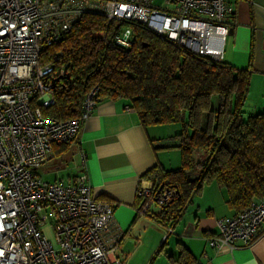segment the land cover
Instances as JSON below:
<instances>
[{"label": "built area", "instance_id": "obj_1", "mask_svg": "<svg viewBox=\"0 0 264 264\" xmlns=\"http://www.w3.org/2000/svg\"><path fill=\"white\" fill-rule=\"evenodd\" d=\"M0 0V264H123L111 257L119 234L114 233V205L91 194L86 156L67 182L48 181L39 170L56 145L72 146L81 124L98 102L94 86L80 113L69 119L47 116L54 103L55 81L65 73L57 66L62 52L40 61L45 46L57 43L85 13L108 21H138L150 30L201 56L223 58L234 12L229 0ZM104 38V31L93 33ZM133 41L129 27L107 42L126 51ZM176 190L151 182L140 185L138 212L159 211ZM264 222V198L229 218L217 220L219 232L208 238L217 250L249 246ZM49 227L51 238L45 233ZM173 228L166 225V232Z\"/></svg>", "mask_w": 264, "mask_h": 264}, {"label": "trees", "instance_id": "obj_2", "mask_svg": "<svg viewBox=\"0 0 264 264\" xmlns=\"http://www.w3.org/2000/svg\"><path fill=\"white\" fill-rule=\"evenodd\" d=\"M124 26L130 28L133 41L120 51L107 42ZM99 30L104 38L93 35ZM59 51L56 65L65 66V73L55 81V101L43 108L45 115L77 116L85 95L97 86L98 100H128L143 127L185 124L186 129L170 138L171 144L155 145L156 149L178 147L179 168L155 165L142 174L157 187L166 184L176 190L156 214L157 221L174 229L193 198L212 181L222 186L226 202L237 212L264 198V110H244L251 68L196 54L141 22L108 21L95 13L83 14L57 43L43 47L40 61L51 60ZM140 203L137 196V206ZM172 261L192 264L182 244Z\"/></svg>", "mask_w": 264, "mask_h": 264}, {"label": "crops", "instance_id": "obj_3", "mask_svg": "<svg viewBox=\"0 0 264 264\" xmlns=\"http://www.w3.org/2000/svg\"><path fill=\"white\" fill-rule=\"evenodd\" d=\"M234 15L229 19L230 33L223 46V60L237 68H251L264 73V0H229ZM251 64V65H250ZM126 99L99 98L92 114L83 121L73 146L53 149V156L39 170L48 181L67 182L80 170V152L86 156L91 194L114 205L117 246L110 255H119L123 264H173L179 244L188 251L192 264H264V222L258 237L249 246L217 250L208 238L219 232L217 220L234 216L237 211L225 200L222 186L206 184L195 196L172 232L156 220L159 212L152 204L149 213H138L137 189L151 184L142 178L149 168L160 165L178 169L159 153L158 135L143 127ZM264 110V107L257 112ZM63 161V162H62ZM73 161L74 172L57 177L60 169ZM50 174L45 178L42 173ZM52 176V177H51ZM172 239V240H171Z\"/></svg>", "mask_w": 264, "mask_h": 264}, {"label": "rangeland", "instance_id": "obj_4", "mask_svg": "<svg viewBox=\"0 0 264 264\" xmlns=\"http://www.w3.org/2000/svg\"><path fill=\"white\" fill-rule=\"evenodd\" d=\"M156 5H160L161 7H166V3L164 0H154ZM264 107V73L252 70V74L250 77V85L249 90L247 92L246 100L244 103V110H254L261 109ZM185 128V124L182 121L169 122V123H161L155 124L154 128L149 129L151 133L157 134L158 143H170L171 137H175L178 133H180ZM162 145V144H161ZM73 146V145H72ZM159 153L164 159H168L171 161V165H179L181 162L180 150L176 146H170L167 148H159ZM194 157L196 159L199 158V153H195ZM63 162V161H62ZM74 163L70 161L68 164L65 162V168L60 169L56 176L57 177H67L69 174L74 172ZM41 175V173H40ZM42 176L45 178H50V174L42 173ZM52 177V176H51ZM47 180V179H46ZM45 233L51 238V231L49 227L45 228ZM172 240V239H171Z\"/></svg>", "mask_w": 264, "mask_h": 264}, {"label": "water", "instance_id": "obj_5", "mask_svg": "<svg viewBox=\"0 0 264 264\" xmlns=\"http://www.w3.org/2000/svg\"><path fill=\"white\" fill-rule=\"evenodd\" d=\"M163 184H161L159 187H162ZM258 201V200H257Z\"/></svg>", "mask_w": 264, "mask_h": 264}]
</instances>
